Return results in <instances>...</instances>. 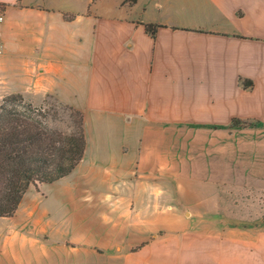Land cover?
Listing matches in <instances>:
<instances>
[{
  "label": "crops",
  "instance_id": "obj_1",
  "mask_svg": "<svg viewBox=\"0 0 264 264\" xmlns=\"http://www.w3.org/2000/svg\"><path fill=\"white\" fill-rule=\"evenodd\" d=\"M0 2V54L87 138L0 217V264H264V0Z\"/></svg>",
  "mask_w": 264,
  "mask_h": 264
},
{
  "label": "trees",
  "instance_id": "obj_2",
  "mask_svg": "<svg viewBox=\"0 0 264 264\" xmlns=\"http://www.w3.org/2000/svg\"><path fill=\"white\" fill-rule=\"evenodd\" d=\"M5 5L0 2L1 8ZM144 25L153 36L164 27L159 23ZM243 82L246 87L252 85L250 80ZM56 100L60 106L47 108L34 105L22 93H11L0 102V217L16 215L31 186L40 190V184L65 177L84 157L85 114ZM62 115L68 122L66 127L57 124ZM248 123L234 119L236 125Z\"/></svg>",
  "mask_w": 264,
  "mask_h": 264
},
{
  "label": "rangeland",
  "instance_id": "obj_3",
  "mask_svg": "<svg viewBox=\"0 0 264 264\" xmlns=\"http://www.w3.org/2000/svg\"><path fill=\"white\" fill-rule=\"evenodd\" d=\"M13 54L12 57L8 58L9 60L3 54H0V102L7 95L4 94L5 92L20 91L23 95L26 94L24 95L26 100L31 101L36 106L43 105L47 108L51 107L52 104L60 106L55 95L51 94L53 95L52 97H48L47 94L40 96L45 91V87L54 89L55 81L50 80L47 85H42L39 92L30 91L29 88L34 84V77L28 74L25 75V66L22 63V50L17 49ZM30 92L35 94L30 95ZM62 118V120L57 121V124L61 127H66L68 122L65 119V115H62Z\"/></svg>",
  "mask_w": 264,
  "mask_h": 264
},
{
  "label": "built area",
  "instance_id": "obj_4",
  "mask_svg": "<svg viewBox=\"0 0 264 264\" xmlns=\"http://www.w3.org/2000/svg\"><path fill=\"white\" fill-rule=\"evenodd\" d=\"M0 19H3V16L0 17ZM2 52V46L0 45V53Z\"/></svg>",
  "mask_w": 264,
  "mask_h": 264
}]
</instances>
